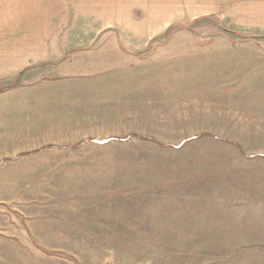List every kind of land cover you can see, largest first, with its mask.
<instances>
[{
  "label": "rangeland",
  "instance_id": "rangeland-1",
  "mask_svg": "<svg viewBox=\"0 0 264 264\" xmlns=\"http://www.w3.org/2000/svg\"><path fill=\"white\" fill-rule=\"evenodd\" d=\"M13 89L55 106L0 264H264V0H0Z\"/></svg>",
  "mask_w": 264,
  "mask_h": 264
},
{
  "label": "crops",
  "instance_id": "crops-1",
  "mask_svg": "<svg viewBox=\"0 0 264 264\" xmlns=\"http://www.w3.org/2000/svg\"><path fill=\"white\" fill-rule=\"evenodd\" d=\"M21 35L24 37V32ZM34 53L31 49L27 53L22 47L18 53H15L20 56H16L14 59L26 62L47 60L44 58L45 56H37ZM25 66L24 69L35 68L34 66ZM33 84H29L32 86L24 85V91L27 92L35 88L39 83L36 81ZM14 90L0 93V96L7 95L11 98L0 97L3 98L0 99V173H12L9 177L4 178V182L9 183L7 187H24V184L12 186L10 180L15 178V181L24 182V165L38 162L37 158L44 148L39 144V138H31L29 135L39 132L38 127L44 124L45 116L53 115L55 105L54 102L40 99V95L37 99H31L27 94L24 93L23 96ZM17 173H23L21 180L16 178L19 176L14 175Z\"/></svg>",
  "mask_w": 264,
  "mask_h": 264
}]
</instances>
